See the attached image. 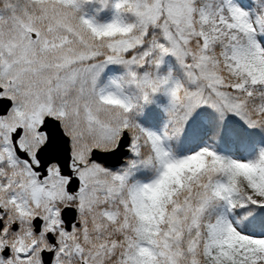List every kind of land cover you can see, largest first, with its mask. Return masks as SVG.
Here are the masks:
<instances>
[{
	"label": "snow or ice",
	"instance_id": "6c2138e0",
	"mask_svg": "<svg viewBox=\"0 0 264 264\" xmlns=\"http://www.w3.org/2000/svg\"><path fill=\"white\" fill-rule=\"evenodd\" d=\"M0 264H264V0H0Z\"/></svg>",
	"mask_w": 264,
	"mask_h": 264
},
{
	"label": "trees",
	"instance_id": "16d2710c",
	"mask_svg": "<svg viewBox=\"0 0 264 264\" xmlns=\"http://www.w3.org/2000/svg\"><path fill=\"white\" fill-rule=\"evenodd\" d=\"M172 62V67L174 69L175 75L179 78L182 76L181 70L175 61ZM164 97L160 96L157 98L156 102L149 105V109L145 108L144 114L141 116V122L147 128L157 127L161 124V120L163 119V111H161L160 106L164 102ZM151 109V110H150ZM252 142L259 141L262 137L259 132H254L249 134ZM194 145L191 142L186 141L181 148L184 150H188L189 148H193ZM217 150L226 155H245L246 150L242 149L239 145L232 143L229 140H225L223 143L218 144Z\"/></svg>",
	"mask_w": 264,
	"mask_h": 264
},
{
	"label": "rangeland",
	"instance_id": "374dc122",
	"mask_svg": "<svg viewBox=\"0 0 264 264\" xmlns=\"http://www.w3.org/2000/svg\"><path fill=\"white\" fill-rule=\"evenodd\" d=\"M169 66L172 68V70H173V67H172V62L170 61V65H166L165 66V70L167 71L168 70V68H169ZM179 67V66H178ZM175 74V73H174ZM164 102L162 103V105L160 106V109H161V111H163V105L167 102L166 101V98L164 97ZM163 113H164V111H163ZM164 119H165V113H164V117H163V119H162V123H163V121H164ZM162 123H161V125H162ZM160 125V126H161ZM160 126L158 127V128H152L153 130H159V128H160ZM192 149V148H191ZM191 149H189V150H191ZM219 151V150H218ZM235 157H237V158H240V157H242V156H240V157H238V156H235Z\"/></svg>",
	"mask_w": 264,
	"mask_h": 264
}]
</instances>
